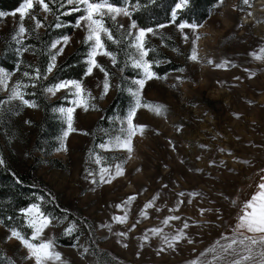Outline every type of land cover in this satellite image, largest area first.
<instances>
[{"label":"rangeland","instance_id":"rangeland-1","mask_svg":"<svg viewBox=\"0 0 264 264\" xmlns=\"http://www.w3.org/2000/svg\"><path fill=\"white\" fill-rule=\"evenodd\" d=\"M249 3L251 7L243 0H222L203 27L195 30H180L168 23L152 28L155 34L147 33L144 45L149 51L145 60L152 63L151 71L156 73L155 68L168 64L177 69L146 81L141 103L165 107L160 115L147 107L137 111L134 123L147 127L142 135L138 131L134 137L131 159L126 150L112 143L126 127L128 113L135 104L129 89L135 91L138 86L134 81L144 78L143 69L134 66L139 53L133 46L136 41L128 35L131 17L119 15L113 21L105 16L103 23L122 42L126 64L138 70L140 77L121 76L109 56L97 55L96 61L109 73L108 93L103 94L104 73L95 68L92 74L85 73L80 82L88 110L75 107L73 127L77 131L66 139V117L60 109L74 107L72 102L78 99L75 90L60 89L53 95L47 92L49 87L42 88L47 103L61 104L50 111L60 128L48 158L33 149L43 115L33 97L42 83L35 78L37 64L40 57L47 60L45 82L76 48L85 46L88 67L91 44L85 42V28L75 27L82 12H73L77 17L67 21L69 15L62 13L72 5L61 8L59 3L49 4L51 13L41 12L37 6L31 11L44 27L33 30L34 22L26 17L23 23L28 32L22 42L13 39L20 23L19 13L0 17V69L9 74L7 84H0V145L16 171L24 172L35 165L37 177L76 219L49 218L51 224L33 240L32 220L39 214L21 212L24 224L32 231L29 242L51 241L52 250L61 256L44 264H224L215 259L219 245L229 243L225 237L235 234V220L264 169V0ZM57 23L61 27H56ZM138 29H131L133 35H138ZM46 32L49 38L59 34L52 42L71 37L50 73L47 67L56 50L50 48L52 42L47 45L42 40ZM102 38L109 52L120 44ZM194 47L197 61L190 59ZM10 61L15 62L14 71L3 66ZM25 72L29 76H24ZM120 76L125 78L122 85L130 99L126 114L122 119H111V126L95 136L94 126L115 97ZM17 83L22 85L24 99L35 107L11 98ZM62 142L67 151L61 150ZM102 144L105 147H100ZM53 159L59 167L51 163ZM118 164L124 174L111 183L103 182L102 174L108 178L103 169L114 174ZM130 196L136 199L123 203ZM149 202L153 207L145 208ZM125 215L124 223L114 219ZM173 216L180 219H169L165 225L164 220ZM82 217L89 220L93 231H88ZM152 229L162 232L156 234ZM11 231L0 224V264H35L34 258H27L30 252L21 240L9 238ZM119 232L127 235L119 236ZM180 233L181 239L172 241L174 247L169 248L164 236L171 238ZM74 234H78V240L73 246L57 242ZM213 248L216 253L211 251Z\"/></svg>","mask_w":264,"mask_h":264},{"label":"snow or ice","instance_id":"snow-or-ice-1","mask_svg":"<svg viewBox=\"0 0 264 264\" xmlns=\"http://www.w3.org/2000/svg\"><path fill=\"white\" fill-rule=\"evenodd\" d=\"M57 3H59L61 8L65 7L66 5L73 6L67 12L62 13L63 15H71L73 12H82V15L77 18L75 27L79 28L83 26L85 28L87 32L85 42L91 44V51L88 54L89 58L87 61L88 67L86 69V74H92L94 68L99 69V71L104 73L105 81L103 84V94L106 95L110 87L107 79L109 73L101 64L96 61L95 57L100 54L109 56L112 60V64L115 66V64L117 63L116 56L106 49L104 39L102 37H106L107 40L112 41L113 43H119V41L116 40L113 37L111 31L104 26V17L108 16L111 20L115 21L116 17L119 15H124L130 18L131 12L128 10L127 7L114 6L112 3L109 2V0H47V2H45V0H22L21 6L16 11L11 13L13 16H15L18 12L20 19L18 31L13 37V39H16L17 42H22L25 34L28 32V29H26L23 23L26 17L34 22L33 30L44 27L43 22L40 19H37L36 14L31 11L32 9L38 6L41 12L51 13L53 10L49 7V4ZM243 3L251 7L249 0H243ZM187 4L188 0H177V3L174 6V10L171 13L172 23H175L178 18L176 10H182ZM248 14L252 15L251 12H249ZM4 15V13H0V17H3ZM56 19L59 20V16H57ZM56 27H61V25L57 23ZM120 27L123 28L124 26L120 25ZM161 27H163V25H161ZM177 27L180 30H183L186 27H190L195 30L198 27H203V24L190 25L185 22H180ZM131 29H137V24L134 20H132L130 23V30L128 32V35L130 37H133V39L136 41L133 46L137 49L139 57L135 59L134 66L143 69L144 78L134 81V83L138 86L135 91L129 89L131 94L135 97V104L128 113L126 127L122 128L121 135L116 136L112 141L115 147L127 151L128 159L132 158V153L134 151V137L136 136L138 131L142 135L145 127H147L146 125L134 123V118L136 116L137 111L141 107H147L150 111L156 113L157 115H160L162 109H164L165 107L159 104L149 105L147 103H141V92L145 86L146 81L153 78H162L159 77L155 72L151 71L152 63L145 60V57L148 55L149 50L145 49L144 38L146 37L147 33L155 34L154 30L152 28H139L138 35H133ZM185 39H187L186 36ZM199 39L200 37L196 36V40ZM70 40V36H64L62 40H56L51 43L50 48L56 50V52L51 55V63H49L47 67V71L49 73L55 67L57 56L63 53V48L67 46ZM24 51H28V49L25 48ZM190 59L193 61L198 60V55L195 47L192 50ZM208 62L212 63V61ZM222 66L223 65H218V67ZM23 75L27 77L29 76V73L25 72ZM35 78L37 80L41 78L39 69H36ZM8 79L9 74L0 69V84L6 85ZM21 87L22 85L19 83H17L13 87L11 98H18L24 104L29 105L31 107H35L36 105L34 103H30L28 100L24 99V95L21 92ZM65 88L74 89V94L77 96L78 99L72 102L74 107L60 109V111L65 114L67 123V130L64 132V139L67 138L69 133L77 131V129L73 127V113L75 111V107H83L85 111L88 110V105L82 95L85 92V89L83 88L82 83L80 81L60 82L53 87L47 88V92L54 95L56 91ZM87 95L89 97L91 96L90 93H87ZM101 98H103V96ZM100 147H105V145L102 144L100 145ZM61 150L67 151V147L63 144V142L61 144ZM3 162V159L0 158V164H3ZM261 172V179L257 185L258 191L254 195H252L249 200L244 202L242 212L234 228L235 234L230 238L225 237V239L230 240L229 243L219 245V252L215 256V259L217 261H223L224 264H264V169H262ZM103 173H108V178L105 179L104 175L102 174L101 180L105 183H111L112 179H115L116 177H119L124 174V169L121 165L118 164L115 166L114 174L110 173L108 168L103 169ZM93 183H95V181H93ZM179 195L183 196L184 193H180ZM191 195H198V193H193ZM134 199H136L135 196H130L128 200L124 201L123 203H130ZM181 203H183V201H181ZM151 207H153L152 202H149L145 205V208ZM176 210L178 209H174V211ZM203 211L204 210H201V214H203ZM26 212H36L39 214L37 219L32 220L34 234L31 239L35 240L42 234L43 229L51 224V220L48 217L44 216L43 213H40L39 208L36 205H33L31 208L26 209ZM114 219L121 223H124L127 220V216L125 215L114 217ZM169 219H180V217L173 216L169 217L168 219H165V225L168 224ZM134 227L135 225H133V228ZM185 227H187V224H185ZM151 231L156 234H159L160 232H162V229H152ZM246 233H251V235H247ZM117 235L126 236L127 233L119 232L117 233ZM182 235L183 233H180L178 235L172 236L171 238L165 235L164 241L169 248H173L174 245L172 241L178 242L181 239ZM12 237L21 240L23 245L29 249L30 256L27 258H34L35 264H44L45 261L53 258L56 260L61 259L60 254L52 250L53 245L51 241L41 240L38 244L30 243L28 239H24L21 234L16 230L11 231V236L9 238L11 239ZM217 243L219 244V241ZM124 246L127 247V245ZM161 251H163V249H161ZM211 251L216 253L217 249L213 248L211 249Z\"/></svg>","mask_w":264,"mask_h":264},{"label":"trees","instance_id":"trees-1","mask_svg":"<svg viewBox=\"0 0 264 264\" xmlns=\"http://www.w3.org/2000/svg\"><path fill=\"white\" fill-rule=\"evenodd\" d=\"M222 0H188V4L182 10L177 11V20L174 23L178 25L185 22L190 25L203 24ZM114 6L129 7L132 9L131 20H134L139 28H156L171 22V13L177 0H109ZM22 0H0V13H12L21 6ZM78 14H72L65 17L67 21H73ZM48 32L44 33L42 40L49 45L59 34L48 37ZM113 51L116 56V69L122 73L121 76L129 78H138V70H132L125 60L124 46L122 42ZM86 47L76 48L65 60L59 65L54 73L43 82L46 75L47 60L39 58L37 69H39L41 88L34 91L33 97L36 104L42 110L43 115L37 126V135L33 145L34 152H39L44 158H48L55 149V136L59 133V124L54 123L50 116L52 108L60 107V102L47 103L43 97V87H53L64 81H80L86 73L85 62ZM10 63V64H9ZM8 71H14L15 62L10 61L3 63ZM154 69V68H153ZM176 66H159L155 68L156 74L163 76L169 71L176 70ZM120 76V77H121ZM119 77V87L111 103L103 111L102 116L94 126V135H99V131H105L111 126V119H122L128 109L130 99L122 83L125 78ZM120 85H122L120 87ZM1 101V99H0ZM0 158L3 164H0V224L10 230H18L23 233L26 239H30L32 231L24 224V218L21 212L32 207L38 206L41 213L48 218L63 220L64 217L75 221L74 216L67 212L66 207L59 201L58 195L47 186L35 173V165L30 166L24 172H18L8 164L5 152L0 145ZM36 161H39L36 158ZM56 167H59L58 161H51ZM84 225L91 232L93 229L87 218L82 217ZM78 240V234L71 235L67 238H58L57 242L62 246H73Z\"/></svg>","mask_w":264,"mask_h":264},{"label":"crops","instance_id":"crops-1","mask_svg":"<svg viewBox=\"0 0 264 264\" xmlns=\"http://www.w3.org/2000/svg\"><path fill=\"white\" fill-rule=\"evenodd\" d=\"M261 175H262V172H261V174L259 175V177H258V181H257V183L255 184L254 188L252 189L251 193L249 194L247 200H249L250 197H251L252 195H254V194L258 191L257 185H258V183L260 182ZM247 200H246V201H247ZM241 212H242V211H241ZM240 214H241V213H240ZM240 214L238 215V217H237L236 220H235L234 228H235V226H236V223L238 222V219H239ZM246 234H247V235H251V233H246Z\"/></svg>","mask_w":264,"mask_h":264}]
</instances>
